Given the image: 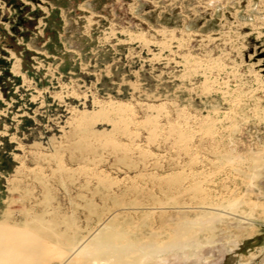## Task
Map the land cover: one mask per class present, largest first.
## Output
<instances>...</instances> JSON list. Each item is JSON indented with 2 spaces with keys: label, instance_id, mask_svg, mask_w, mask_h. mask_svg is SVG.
Segmentation results:
<instances>
[{
  "label": "rangeland",
  "instance_id": "374dc122",
  "mask_svg": "<svg viewBox=\"0 0 264 264\" xmlns=\"http://www.w3.org/2000/svg\"><path fill=\"white\" fill-rule=\"evenodd\" d=\"M0 264H264V0H0Z\"/></svg>",
  "mask_w": 264,
  "mask_h": 264
},
{
  "label": "bare ground",
  "instance_id": "6f19581e",
  "mask_svg": "<svg viewBox=\"0 0 264 264\" xmlns=\"http://www.w3.org/2000/svg\"><path fill=\"white\" fill-rule=\"evenodd\" d=\"M83 251V250H82ZM12 260V258H9V262Z\"/></svg>",
  "mask_w": 264,
  "mask_h": 264
}]
</instances>
